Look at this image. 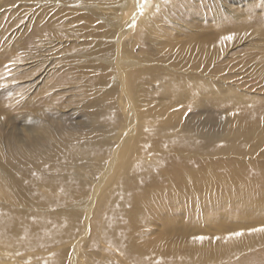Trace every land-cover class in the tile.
I'll use <instances>...</instances> for the list:
<instances>
[{"label":"rangeland","instance_id":"1","mask_svg":"<svg viewBox=\"0 0 264 264\" xmlns=\"http://www.w3.org/2000/svg\"><path fill=\"white\" fill-rule=\"evenodd\" d=\"M214 1L175 0L165 4L175 8L172 13L170 9L169 18L168 7L167 12L157 9V0H128L123 22L139 16L138 21L146 15L153 16L151 29L149 24L144 31L140 29L147 19L145 17L139 28L136 29L135 25L131 28L125 40L126 49L132 45L131 51L136 57H145L144 68L153 74L148 79L142 77L143 83L140 79L138 82L145 84L146 93L144 102L147 104L141 112L148 116L145 109L149 110V104L152 105L150 108L156 105L160 117L154 119L156 127L153 129L163 126L172 129L167 128L158 135H139L140 140L149 137L158 141L151 148V140H145L148 150L151 148L148 155L152 154L151 160L144 165L154 171L148 176L152 178L154 175L155 185L149 184L138 192L137 204L128 217L132 223L131 236L138 243L148 242L155 234L167 237L170 243L173 239L175 245L195 240L200 243L198 247L187 246L182 250L197 251L199 258L209 260L206 264H246L251 257L264 264V232L252 244L247 242L249 238L240 241L233 235L231 240L227 239L233 233L264 227V137H255L246 125L248 121H255L264 129V0H217L222 10L219 17ZM51 2L48 0L42 6L39 3L34 5L35 0H0V134L9 131L11 139L10 128L14 126L19 129L16 133L22 135L30 106L45 101H50V106L61 103L65 107L59 118L68 120L69 125L65 123L67 129L71 128V121L72 124L83 123L84 128L91 130L103 124L101 119L98 124L94 121L87 124L84 119L93 120V115L86 117L90 113L87 109H81L77 115V109L73 110L76 105L69 107L70 102L62 95L63 91L53 95L48 91L47 84L57 82L58 74L66 75V79L72 77L86 92L95 85L99 88L94 91L96 96L91 95L93 103L96 99L103 100L99 104L96 102L95 117L103 112L110 117L117 115L121 118L122 115L117 109V105L120 106V84L112 85L108 81L110 85L104 84L107 89H102L99 79L106 74L110 77L115 71L109 55L115 57L119 25L112 9L104 12L99 7L91 10L90 5L79 6L78 10H73V15L62 16ZM226 7L228 9L224 11ZM68 17L70 23L66 22ZM60 19L66 25L56 33L54 40L49 34L52 35L57 26L60 28ZM49 23L52 25L46 29ZM43 26L47 31L40 32L41 39L36 32ZM228 35H233L234 39H223ZM204 36H221V48L219 45L217 51L214 45V48L209 46L207 53L201 55L197 47ZM214 53L218 54L216 58ZM161 65L165 66V74L171 76L170 79L180 80L187 89L169 97L162 89L168 79L159 76ZM30 67L36 70L35 75L28 74ZM7 76L14 80H7ZM54 87L57 91L62 86ZM75 90L70 89L68 93ZM48 111L54 113V110ZM79 114L84 115L83 120L79 119ZM168 117H173L170 122L174 121L169 125ZM49 121L57 122L54 116H50ZM2 124H6L4 129ZM75 126L82 127L78 123L73 124ZM181 126L192 131L193 137H199L201 130L205 135L209 133L216 137L214 151L209 152L212 146L206 137H199L203 145L201 149L190 146L181 152L175 145H165L164 142L171 140ZM262 135L264 132L259 134ZM234 142L241 151L234 147L227 150V146ZM161 155L167 158L168 161L163 162L174 167L177 175L182 174L183 180L196 177L200 172L196 173L193 168L189 171L171 160L183 158L210 173L204 177L205 192L199 195L192 192L194 189L189 193L170 189V185L160 188L165 177L170 175L164 169ZM212 178H219L222 182H217L214 188L209 183ZM158 188L162 190L160 195L167 197H163L156 207L146 197ZM207 194L213 199L203 196ZM239 204L245 208L241 209ZM169 221L171 228L167 227ZM199 236L206 239H194ZM162 249L172 251V246Z\"/></svg>","mask_w":264,"mask_h":264},{"label":"bare ground","instance_id":"2","mask_svg":"<svg viewBox=\"0 0 264 264\" xmlns=\"http://www.w3.org/2000/svg\"><path fill=\"white\" fill-rule=\"evenodd\" d=\"M47 1L35 0L34 5L39 3L43 6ZM51 1L60 13L62 12V16L73 15V10H78L79 6L90 5L91 10L93 7H99L104 12L112 9V14L119 25L115 39V57L109 55V58L113 59L110 61L113 62L115 71L111 65L113 74L110 77L109 74L101 75L99 79L103 84L102 89L106 88L104 84H108V81L112 85L120 84V106L117 105V109L122 115L121 118L117 115L110 117L103 112L96 114L95 117L93 111L103 102L102 99H96L93 103L92 96H96L94 91H98L99 88L95 85L86 92L72 77L66 79V75L62 77L58 74V83L55 80L48 81L50 82L47 84L48 91L52 92V95L63 91L62 95L70 102L69 107L76 105L73 110L77 109V115L81 109H87L90 113L86 117L93 115V120L92 122L84 120L87 124H92L93 121L98 124L101 119L104 121H102L104 125H99L102 129L84 128V124L79 122L77 123L82 126L81 128L73 127V124L77 123L72 124V121L71 128L69 126L67 129L65 123L69 125L68 120L59 118V113L61 114L65 107L63 108L61 103L50 106V101H45L44 104L30 106V112L27 113L29 118L24 124L22 135L16 133L19 129L14 126L10 128L12 139L9 137V131L7 134L3 132L0 134V264H206L209 260L206 257L199 258L197 251L182 250L187 246L198 247L200 243L195 240L175 245L173 239L171 244L167 237L155 234L148 242L138 243L131 236L132 223L128 217L132 215L137 204L138 192L149 184L155 185L154 175L152 178L148 176L154 171L144 164L151 160L152 153L150 155L148 153L158 141L149 137L140 140L139 135L145 133L158 135L167 128L172 131L170 126L153 129L156 127L154 119L160 117V113H157L159 111L155 110L156 105L150 108L152 105L149 104V110L145 109L148 116L141 112L147 103L144 102L145 84L141 85L138 82L142 77L146 79L153 77V74L147 73L144 68L145 57H136L131 51L132 45L126 49L125 40L129 31L134 25L136 29L139 28L147 15L139 21L137 19L140 16L127 23L123 22L128 0H62L60 3L57 0ZM174 1L157 0L156 8L167 12L168 6L165 4L169 5ZM214 4L219 17L222 12L221 4L217 0ZM181 6L185 7L183 4ZM170 9L172 13L175 8L168 7L169 18ZM227 9L226 7L224 11ZM102 15V18L105 17ZM69 17L66 19L67 23L71 22ZM154 17L156 18L155 14ZM151 21L152 15L147 17L140 29L144 31L148 24L151 29ZM59 22L60 28L57 26L53 30L54 33L49 34L54 40L57 38L56 33L66 25L61 19ZM49 24L46 25V29L51 27L52 24ZM45 28L40 27L36 32L41 39L43 38L41 33L47 31ZM221 43V36H204L199 40L197 51L205 55L208 47L213 45L218 51ZM218 54L214 53L215 58ZM165 70V66L161 65L159 76L168 79L162 89L168 92L169 97H174L187 89L180 80L177 82L170 79L171 76L165 74ZM35 73L36 70L30 67L28 74L32 76ZM6 78L14 80L11 76ZM54 85L62 87L55 91ZM73 88L76 90L68 93V90ZM47 108L54 110V113L49 112ZM50 116H54L57 122H50ZM79 116V119L83 120L84 115ZM172 119L173 117L167 118V125L174 122H170ZM149 121H152L151 124ZM246 125H249L255 137H264L259 136L264 129L257 126L255 121L253 123L248 121ZM5 126L6 124L1 125L3 129ZM199 132H202L199 133V137H206L211 142L212 148L210 147L209 152L214 151L217 145L216 137L206 132L205 135L202 130ZM199 137H193L192 131L181 126L180 130L175 131L172 139L166 140L164 144L175 145L181 152L190 146L201 149L203 145L201 146L202 141ZM148 138L151 140L149 150L147 144L145 145ZM227 147V150L234 147L241 151L240 146L235 147V142ZM160 160L168 161L164 155L160 156ZM170 162L186 167L189 171L193 168L196 173L198 171L200 173L196 177L190 176L189 179L183 180L181 173L177 175L174 167L163 162L164 169L169 171L170 175L165 177V183L160 185V188H167L170 185L172 187L170 189L189 193L193 189L192 192L199 195L205 192L204 177H208L210 173L202 171V167L198 165L200 168L195 167L193 162L183 158ZM212 176L214 174H211ZM217 182L222 180L212 178L209 181L214 188ZM160 188L156 192H150L146 197L156 207L163 197H167L160 195L162 192ZM218 188L220 189L219 186ZM203 196L213 199L209 194ZM239 207L245 208L242 204H239ZM167 227L171 228L170 221ZM261 233L246 231L238 238L240 241L249 238L247 242L252 244L253 240H259L257 237ZM165 246H172V251L162 249ZM18 257L20 259H17ZM33 259L37 260L32 262ZM246 264L259 262L251 257Z\"/></svg>","mask_w":264,"mask_h":264},{"label":"snow or ice","instance_id":"3","mask_svg":"<svg viewBox=\"0 0 264 264\" xmlns=\"http://www.w3.org/2000/svg\"><path fill=\"white\" fill-rule=\"evenodd\" d=\"M145 2H146V0H145ZM223 39L232 40V39H234V36L233 35H228V36L224 37ZM249 231L250 232H264V227L253 228V229H250ZM233 235L239 237V236H243L244 233L241 231V232L230 234L229 237H227V239H231ZM194 239L199 240V241H203L204 239H206V237L199 236V237H194ZM215 239L219 240L220 238L216 237Z\"/></svg>","mask_w":264,"mask_h":264}]
</instances>
